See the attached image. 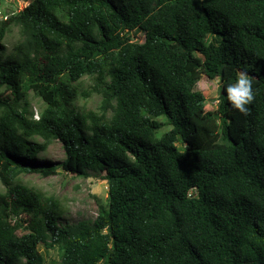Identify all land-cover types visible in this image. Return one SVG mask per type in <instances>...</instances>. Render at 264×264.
<instances>
[{"label": "trees", "instance_id": "1", "mask_svg": "<svg viewBox=\"0 0 264 264\" xmlns=\"http://www.w3.org/2000/svg\"><path fill=\"white\" fill-rule=\"evenodd\" d=\"M241 72L247 113L224 91ZM84 76L98 111L73 102ZM51 141L63 158L38 159ZM59 170L106 182L107 208L59 223L60 199L19 178ZM0 181V264H38L39 245L55 264H264V0H28L0 20Z\"/></svg>", "mask_w": 264, "mask_h": 264}, {"label": "rangeland", "instance_id": "2", "mask_svg": "<svg viewBox=\"0 0 264 264\" xmlns=\"http://www.w3.org/2000/svg\"><path fill=\"white\" fill-rule=\"evenodd\" d=\"M28 0H0V20L22 9ZM20 39L19 26L12 24L6 31L2 40L7 51ZM133 39L142 41V33H137ZM78 95L74 98V104L78 107L99 110L101 96L90 91L91 79L89 76L82 77L77 85ZM195 89L200 90L205 95V110H214L218 103L219 80L217 77L208 78L201 74L197 79ZM29 105L37 116L44 107V102L38 96L29 93ZM179 148L183 146L178 142ZM48 154H39L38 159L60 160L63 158V151L59 141H51L48 145ZM19 178L29 186L36 187L48 195H53L63 203V215L59 223H74L80 220L93 219L100 208H107L108 196L106 182L101 181L93 175L86 177L76 176L64 171L55 174L42 176L36 172L21 173ZM4 191V185L0 181V193ZM41 254V261L38 264H55L58 260V250L54 246L45 249L42 245L38 246Z\"/></svg>", "mask_w": 264, "mask_h": 264}, {"label": "clouds", "instance_id": "3", "mask_svg": "<svg viewBox=\"0 0 264 264\" xmlns=\"http://www.w3.org/2000/svg\"><path fill=\"white\" fill-rule=\"evenodd\" d=\"M224 91L226 99L233 109L240 113H247V106L254 100L252 82L247 73L241 72L235 82L228 84Z\"/></svg>", "mask_w": 264, "mask_h": 264}, {"label": "built area", "instance_id": "4", "mask_svg": "<svg viewBox=\"0 0 264 264\" xmlns=\"http://www.w3.org/2000/svg\"><path fill=\"white\" fill-rule=\"evenodd\" d=\"M6 18V16H4L2 19H5Z\"/></svg>", "mask_w": 264, "mask_h": 264}]
</instances>
